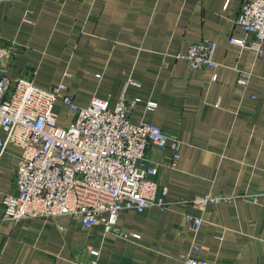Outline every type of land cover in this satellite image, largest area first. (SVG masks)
<instances>
[{"label":"crops","instance_id":"0c3cea01","mask_svg":"<svg viewBox=\"0 0 264 264\" xmlns=\"http://www.w3.org/2000/svg\"><path fill=\"white\" fill-rule=\"evenodd\" d=\"M242 1L0 0L1 40L14 48L4 74L42 87L63 82L83 105L93 98L115 105L123 94L155 100L154 110L139 102L131 121L153 122L182 142L176 168L164 165L169 145L146 149L148 163L160 165L154 179L168 187L170 209L125 210L119 233L69 215L0 220V264H71L92 258L90 248L100 251L98 264H183L188 254L264 264V54L230 42L254 38L235 24ZM205 39L216 42L219 65L192 69L178 56ZM238 70L251 73L243 92ZM57 110L68 125L73 113L60 101ZM19 153L0 147V208L18 193ZM206 193L237 197L201 212L191 200ZM186 213L202 215L199 230Z\"/></svg>","mask_w":264,"mask_h":264},{"label":"built area","instance_id":"2783aa9c","mask_svg":"<svg viewBox=\"0 0 264 264\" xmlns=\"http://www.w3.org/2000/svg\"><path fill=\"white\" fill-rule=\"evenodd\" d=\"M235 24L254 38L231 37L230 42L254 49L261 57L264 0H243ZM1 39L0 32V130L6 132V137L0 138V147L4 152L12 144L20 153L18 193L5 195L0 220L20 222L69 215L81 218L85 228L102 225L106 231L119 233L117 221L125 210L144 213L152 206L161 210L172 207L168 187H161L154 179L160 165L148 163L146 149L150 144L169 145L172 154L164 165L176 168L182 142L153 122L131 121V113L139 102L154 110L158 106L155 100L129 99L123 94L115 105L101 98L83 105L63 82L42 87L32 78H10L3 67L14 48L5 46ZM216 47V42L209 39L193 42L178 57L186 59L192 69L216 68ZM238 71V91L243 92L251 73ZM59 101L73 113L68 125L59 123ZM258 195L248 196L257 201ZM236 197L206 193L195 196L191 202L204 212L211 205ZM185 220L195 231L203 223L202 215L186 213ZM194 249L200 250L199 246ZM87 253L92 258H75L71 264H98L100 251L90 248ZM182 263L215 264L191 254L184 256Z\"/></svg>","mask_w":264,"mask_h":264},{"label":"rangeland","instance_id":"374dc122","mask_svg":"<svg viewBox=\"0 0 264 264\" xmlns=\"http://www.w3.org/2000/svg\"><path fill=\"white\" fill-rule=\"evenodd\" d=\"M62 112H66L63 108L60 109Z\"/></svg>","mask_w":264,"mask_h":264}]
</instances>
